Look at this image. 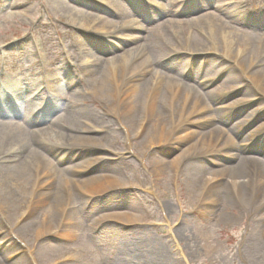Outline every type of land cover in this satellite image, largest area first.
<instances>
[{
	"label": "rangeland",
	"instance_id": "1",
	"mask_svg": "<svg viewBox=\"0 0 264 264\" xmlns=\"http://www.w3.org/2000/svg\"><path fill=\"white\" fill-rule=\"evenodd\" d=\"M171 1L106 0L102 4L98 0H0V90L5 84L8 86V80L21 86L14 103L16 107L7 110L20 112L21 109V117L25 118L44 98V105L41 104L33 120L27 122L29 129L57 127L53 128L56 132L63 129V125L70 134L82 136L77 144L69 141L65 146L55 144L53 140L59 141L50 130L44 136L43 133L34 136L45 137L40 148L47 157L57 161L51 182L55 190L58 188L56 193L67 196V203L62 211L55 203H38L31 212L29 210L24 222L16 224L15 216L24 211V205L18 203L9 212L0 211V239L2 234L13 238L8 250H0V264L17 261L19 264H264V192H255L256 176L242 174V170L234 167L235 161L226 159L227 154L219 149L211 153L196 149L194 158L181 157L182 150L197 141L202 133L222 131L234 142L231 150L264 162V128H261L264 116L255 111L258 106L264 109V94L259 95L251 79L230 66L225 69L227 74L211 80L209 66H221L225 62L218 55L196 54L188 62L182 54L177 59L178 53L160 56L158 61L164 65L187 63L189 71L191 69L193 76L198 77L197 81L204 82L196 84V89L204 95V103L203 109L193 113L187 110L182 117L181 114L174 116L168 128L178 126L176 133H172L173 140L164 141L162 149L158 153L153 150L151 154H147L149 148L142 149L140 141L129 145L130 138L140 136L135 134V123L131 126L125 123L127 132L107 109L104 110L101 98L86 93L93 87L92 74L82 73L86 66L83 67V59L87 57L89 66L94 69V59L100 58L98 61L102 62L117 57L135 45L121 33L133 39L142 36L141 40L167 36L172 41H182L190 33L200 37L190 24L182 27L169 24L198 16L202 5L210 9L206 13L213 14L214 0H176L168 9L170 14H165ZM257 1L262 0H248L241 8L238 6L242 13L249 15L236 24L241 30L264 32V6L252 10V6H258ZM69 3L101 16L109 13L107 19L112 24L120 25L129 15L134 16V21L129 30H118L117 37L112 33V26L105 28L106 33H96L88 20H84L82 26L72 27L64 10ZM134 28L138 31L132 30ZM200 38L205 44L208 42ZM107 42L118 47L112 48ZM248 45L253 51L257 47L254 42ZM263 50L261 45V52ZM150 59L153 60L152 55ZM192 59L195 61L191 68ZM254 68H264V57ZM48 70H51L49 76ZM171 70L179 72L178 68ZM44 76L50 89L39 88ZM147 78L149 76L141 78L139 83ZM186 80L192 83V78ZM26 81L35 82L33 86L45 95L39 94L38 99L24 105L22 100L27 94H23L22 84ZM208 92L213 95L205 96ZM246 98L250 106L241 108L238 113L217 111L220 106ZM4 102L6 106L11 104ZM60 102L69 106L79 104L82 109L79 123L68 120L61 121L60 125L54 123L61 110L51 107ZM9 113L11 115L5 119L12 116L14 121H21L22 118ZM247 116L251 118L248 128L242 131L236 128ZM183 127L188 128L185 134L180 133ZM257 128H261L259 140L262 143L249 140L248 134ZM194 129L199 131L198 135ZM221 139L224 140V136L217 142H222ZM240 140L250 144L241 150ZM163 152L165 154H161ZM155 156L159 163H155ZM175 158L179 159L176 171L171 164ZM211 169L218 173L211 175ZM98 177L102 179L101 192L89 195L77 190L76 184L84 186L82 181ZM66 179L77 180L70 185L71 196L63 191L65 187H58ZM113 179L117 185H112L115 184ZM240 180H248V184L234 189L233 183ZM50 206L53 216L49 233L35 240L34 231L40 223L41 211Z\"/></svg>",
	"mask_w": 264,
	"mask_h": 264
},
{
	"label": "bare ground",
	"instance_id": "2",
	"mask_svg": "<svg viewBox=\"0 0 264 264\" xmlns=\"http://www.w3.org/2000/svg\"><path fill=\"white\" fill-rule=\"evenodd\" d=\"M98 1H101V3L106 2V0ZM246 1L248 0H214V6L212 7V10H214L213 14L210 15V13H206L210 9L208 6L202 5V9L199 11L198 16L190 18L188 21L187 19L180 22L171 21L172 23L169 24L171 27L175 25L177 27H182L186 24H190V26L196 29L200 37L202 36L208 41L206 44L196 33L188 34L182 41H172L167 36H160L157 39L146 38L145 40H141L140 38H142V36H136L134 39H127L130 42L132 41L135 45L131 46L130 49L127 48L117 57H111L102 62L98 61L101 60L100 58H98V60L94 59V67L96 66L94 69H91V66H89L90 63L89 60L86 59L87 57H83V67L84 65L86 66L83 68L82 73L90 72V74H92L90 77L93 87L89 88V94L101 98V101L106 107L104 110L107 109L106 112L118 120L126 131L127 128L125 123L129 126L135 123V131L138 132L137 134H140V136L138 139L135 137H132V139L130 138L132 142H129V145H134L133 142L139 143L140 141V146L143 150L149 148L147 154H151L153 150H156L158 153L159 149H162L161 147H163L164 141H168L171 137V131L174 130V127L171 129L168 128L170 127V120L173 119L174 116L181 114L182 117L187 113V110L193 113L199 109H203L201 105L204 103V95H201L196 89V84H204V82L197 81L198 77L193 76L191 69L189 71V67L187 68L186 65L187 63L181 65L183 63L177 62L171 66L159 63L158 58L162 55L169 56L170 54L178 53V58H175L179 59L181 56L180 54H182L186 62L190 61L189 58L196 54H203L204 56L218 55L225 62L221 66H209L211 72L208 76H211V80L222 74H227L225 69L230 66L236 67L242 72V76L251 79L255 83L254 87L259 92V95L264 94V68L261 70L254 68L264 57V50L261 52V45L264 46V33L258 31H245L244 29L241 30L236 25L245 17H249L246 13H242L238 7L239 4H246ZM174 3L175 0H172V5H170L173 6ZM247 3H251V1ZM256 3L264 4V0L261 2L257 1ZM69 4L65 5L64 10L72 27L82 26L84 23L83 21L88 20L91 28L96 33H106L105 28L112 26L114 28L112 33L116 34L117 37L118 30H127L131 24L130 22L133 21V15H129L124 18L120 25H117L116 22L112 24V21L107 19V17H109V13L107 12V16H101V14H94L93 12H88ZM104 7L106 10L108 9L106 5H104ZM169 8L164 11L165 14H170L168 11ZM132 30L138 31L136 28ZM231 30H235V32ZM120 35H122L123 38L128 37L127 34L121 33ZM249 42L257 44L254 51L252 50L253 48L250 50L248 45ZM107 44L112 48L118 47L112 42H107ZM189 53L194 55H190ZM151 55L153 60L150 59ZM67 57L73 59L70 55ZM194 61L195 60L192 59L191 68ZM205 62L206 61L202 64L205 65ZM67 64L69 63L67 62ZM50 67L51 66H48V68ZM171 68H178L179 72L173 73ZM49 71L51 72V70H48V72ZM67 72H70L69 67H67ZM145 76H149V78H147L144 83L140 84L139 80ZM186 78H192V83L189 84ZM50 80L51 75L49 77V81ZM8 84L17 96L21 89L20 84L13 80H8ZM34 84L35 82L31 81H26L25 84H22L24 88L23 94H27L25 100H22L24 105L30 103L32 99H38L40 96L35 92L36 88L33 86ZM27 87H32L34 89L29 92L25 90ZM0 92L2 94L1 96H3V94L11 92V90L3 88ZM210 95L213 94L210 92L205 94L207 97ZM0 101H2V99H0ZM249 101L250 100L247 98L237 99L232 104H225L223 107L220 106V110L217 111H219L220 114L226 111H231V114L238 113L241 108L248 105L250 106ZM252 103L254 102H251V104ZM54 108L61 110L55 118L54 123H59L60 125L61 121L63 122L64 120H68L71 123L80 122L78 115L82 113V109L79 107V104L75 103L69 106L60 102L55 107H51V109ZM255 111H258L261 116H264L262 112L264 111L263 107L258 106L255 108ZM9 112H13L16 115L15 117L22 118L21 121H14L15 119H13L12 116L9 119H5L8 114L11 115ZM20 112L17 111V109L5 111L4 107L0 106V211L5 210L9 212L11 209L15 208L14 204L18 203L24 205L26 210H29L30 207L43 202L55 203L59 205L60 210H63L65 203H67V196H61L60 193H56L58 192L56 191L58 188L55 190L51 182L55 168L54 164L57 165V161L54 162L51 160L47 157L46 153L41 150L40 147L43 146L45 137H39L41 138L39 139L34 136H40L42 133V136H44L45 132L49 130L50 132L53 131V137L58 139L59 142H57V140L53 141L59 146H65L69 141L71 144H77L78 142L76 141L82 139V136L70 134L67 132L69 129L63 125H61L63 129L56 132H54L55 130L53 128L57 127H47L49 130L46 128L39 130L29 129L27 122H31L33 118H29V116L23 118ZM242 119L241 122L236 124V128L240 127L241 131L247 129V125L251 124V118L248 116ZM179 122L180 120H176V123ZM168 123L169 125H166ZM148 124L152 125L149 127ZM176 127L178 128V126ZM232 128H235V126ZM261 128H264V125ZM261 128L251 131L248 134L250 137L249 140L261 141L259 140ZM40 130L41 132L39 133ZM187 131L188 128L183 127L182 132L187 133ZM194 132L196 135L199 134V131L195 129ZM211 136H214V138ZM223 136L224 140L221 139L222 142H217L218 139L221 137L223 138ZM29 138H31L33 143ZM188 139L189 138H187V140ZM212 139L216 141L210 142ZM171 140H173V138H171ZM244 141L245 140H240L238 142L240 144V142ZM240 146L241 150L246 148L241 144ZM233 147L234 142L232 139L228 138L222 131L216 132L215 134L209 133L208 135L202 133L197 141L189 143L182 150L181 157L185 159L194 158L192 155L196 149H201L204 153L213 152L217 149L224 151V153L227 154L226 159L234 160V167L238 170H242V174L247 177L253 174L256 176L257 183L255 185V192H264V179H262L264 177V162L253 157L239 155L236 149L231 150ZM161 154L165 153L163 152ZM154 159L156 160L155 163L160 162L158 158L156 159V156ZM179 159L175 158L171 160L174 171L178 169ZM210 172L211 175H213L218 173V170L211 169ZM101 180L102 179L98 177L90 181H82L84 186L76 184V188L82 194L87 193L93 195L102 191L103 186ZM113 181L115 184L112 185H117V181L115 179H113ZM73 182H77V180L73 181L72 179H66L60 182L58 187H65L63 191L71 196L73 194H71L70 185H72ZM247 184L248 180H240L237 181V183H233V188L239 189L241 186L244 188ZM31 210L32 208L30 212ZM21 216L24 217L23 214ZM52 216L53 207L51 206L49 209L41 211L40 223L34 231L35 240L45 233H49V225ZM25 217L21 220L20 216H15V220L24 222L26 219ZM9 231L12 233L11 228ZM11 239L13 238H11L10 235L2 234L0 239V250H3V252L8 250L11 246ZM4 259L8 260L6 255H4ZM18 262L19 261L13 264H19Z\"/></svg>",
	"mask_w": 264,
	"mask_h": 264
}]
</instances>
